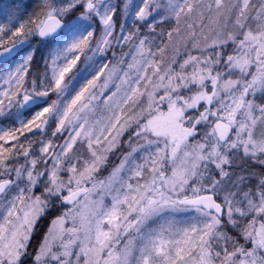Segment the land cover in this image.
<instances>
[{"label":"snow or ice","instance_id":"obj_1","mask_svg":"<svg viewBox=\"0 0 264 264\" xmlns=\"http://www.w3.org/2000/svg\"><path fill=\"white\" fill-rule=\"evenodd\" d=\"M0 264H264V0H0Z\"/></svg>","mask_w":264,"mask_h":264},{"label":"rangeland","instance_id":"obj_2","mask_svg":"<svg viewBox=\"0 0 264 264\" xmlns=\"http://www.w3.org/2000/svg\"><path fill=\"white\" fill-rule=\"evenodd\" d=\"M124 51H125V52L127 51V47H125ZM119 54H120V52H119V50H117V55H119ZM108 59L110 60V59H112V57L109 55ZM101 63H102V64H103V63H107V61H101ZM109 67H111V65H109ZM105 71H107V70H105ZM102 81H103V77H101V81H100V82H102ZM106 95H107V94H106Z\"/></svg>","mask_w":264,"mask_h":264}]
</instances>
